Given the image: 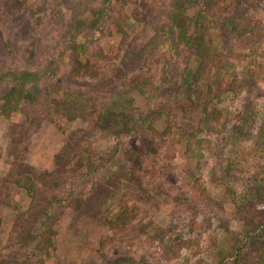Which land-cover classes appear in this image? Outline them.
I'll use <instances>...</instances> for the list:
<instances>
[{
  "label": "rangeland",
  "instance_id": "1",
  "mask_svg": "<svg viewBox=\"0 0 264 264\" xmlns=\"http://www.w3.org/2000/svg\"><path fill=\"white\" fill-rule=\"evenodd\" d=\"M27 1L34 9L55 2ZM74 4L72 1L69 7ZM171 4V0H135L128 7L127 49L111 65L107 81L74 77L68 59L59 76L47 81L52 91H72L103 112L113 113L111 117L115 113L124 117L123 110L127 115H150V124L160 132L170 126L173 134L161 146L158 136L152 145L149 125L126 136L113 130L93 133L81 119L44 121L27 131L29 124L23 114L0 118V264H199L208 257L196 242L179 258L167 262L161 259L158 242L155 246L146 243L141 233L150 222L167 226L179 200L188 197L193 207L197 186L208 188L218 201L226 200V212H204L203 217L213 220V225L200 228L204 247L223 242L222 217L231 220L234 229H242L235 202L243 205L258 196V184L264 179L263 150L260 152L254 139L244 143L250 149L245 153L244 172L243 165H237L239 146H227L219 156L217 146L194 144L196 155L190 157L189 137L194 143L208 137L217 144L223 135L207 131L191 109L188 93L179 88L189 55L177 36L168 33ZM223 4L232 15L264 22V0H224ZM195 12L194 8L190 11ZM227 35L225 28L219 27L211 38L229 58V76L256 66L264 69L263 54L250 50L249 45L238 41L226 49ZM84 36L94 38L98 48L115 52L123 42L114 28ZM38 38L29 22L7 21L0 9V60L4 66L25 67L40 50ZM157 60L161 63L153 82L135 92L130 90L128 84L135 75ZM176 98L186 108L174 125L162 112L165 104ZM252 98L263 103L264 86ZM245 102H237L231 93L221 107L241 110ZM78 168L82 177L74 185ZM29 178L36 183L34 194L26 185ZM260 210L264 213V206ZM176 213L181 216L177 221L180 228L184 216ZM183 232L192 240L196 237L187 229L170 233L167 240L178 239Z\"/></svg>",
  "mask_w": 264,
  "mask_h": 264
},
{
  "label": "trees",
  "instance_id": "2",
  "mask_svg": "<svg viewBox=\"0 0 264 264\" xmlns=\"http://www.w3.org/2000/svg\"><path fill=\"white\" fill-rule=\"evenodd\" d=\"M72 1L75 4L70 8ZM134 1L55 0L51 7L45 3L34 9L27 0H0V9L7 21L23 19L30 23L33 34L39 36L40 49L33 53L32 60L22 68H7L0 60V118L9 119L15 114H23L29 124L27 131L40 127L44 121L55 122L63 117L70 122L84 120L93 133L113 130L118 135L131 136L145 125L152 127L150 115H127L122 110L124 117L116 113L111 117L113 113L103 112L84 98H79L76 93L68 91L67 94H60L52 91L47 84L48 80L59 76L62 63L67 59L70 60L74 77L96 82L107 81L111 65L121 59L127 49L130 24L127 9ZM223 2L224 0H171L168 33L177 36L189 55L181 73L179 88L188 93L190 107L201 117L207 131L223 135L219 137L217 144L208 137H200L195 143L189 137L190 157L194 159L196 155L194 144H208L211 148L217 146L220 149L219 156H223L227 146H239L241 150L237 165L242 164L244 172V166H247L245 153L250 151L244 143L248 139L257 141L260 152L263 150L264 155V102L260 103L252 98L264 86V69L256 66L242 72L233 71L229 76L231 70L227 72V69L232 67L229 65V58L226 59L223 50L214 44L211 34L214 29L224 27L228 33L226 49L229 50L230 44L239 41L264 56V22L251 16L232 15ZM193 8L196 12L191 14ZM112 28L117 30L123 40L117 52L98 48L94 44V38L90 40L84 36L91 32L96 35L105 33ZM160 63V60L154 61L147 71L138 72L129 82L128 88L135 92L137 88L152 83ZM231 93L237 102L246 99L241 110L234 111L230 106L221 107ZM185 108L178 98L175 101L169 100L162 115L173 119L175 125ZM151 129L152 145L157 136L161 141L158 145L161 146L173 134L170 126L162 132L153 127ZM78 167H82L81 163H78ZM80 168L74 176V185L81 180ZM91 171H95L93 166ZM35 184L31 178L26 183L33 194L36 192ZM258 185L256 199H248L243 205L235 202L236 213L243 226L241 230L234 229L231 220L221 218L224 229L222 243L214 242L212 247L203 245L204 237L200 228L213 225L212 218L203 217L204 212L210 209L226 212V200L218 201L210 195L208 188L202 186L195 187L196 203L193 207L189 206L188 197L185 201L179 200L167 226L150 222L141 229V233L145 235L146 243L155 246L158 242L161 259L167 262L179 258L184 249L196 242L198 247L204 248L203 253L207 259L211 260L204 259L199 264H264V213L260 210L264 206V179ZM176 212L184 216V226L180 228L177 221L181 216ZM200 218L201 222L198 220ZM46 226L47 229L50 228L48 222ZM187 229L190 234L196 233L194 240L185 237L184 232L178 239L167 240L170 233Z\"/></svg>",
  "mask_w": 264,
  "mask_h": 264
}]
</instances>
